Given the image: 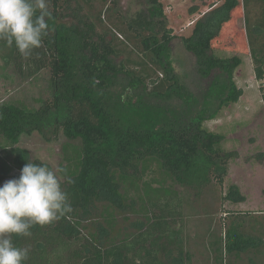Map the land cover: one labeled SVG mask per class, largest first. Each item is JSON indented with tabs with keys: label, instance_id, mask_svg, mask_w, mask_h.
I'll return each mask as SVG.
<instances>
[{
	"label": "trees",
	"instance_id": "16d2710c",
	"mask_svg": "<svg viewBox=\"0 0 264 264\" xmlns=\"http://www.w3.org/2000/svg\"><path fill=\"white\" fill-rule=\"evenodd\" d=\"M148 1L147 13L123 32L140 40V61L119 63L116 39L100 35L88 20L76 26L58 22L63 0H50L48 34L30 57L0 41L6 66L27 69L31 76L49 68L52 89L51 100L37 110L0 105V136L8 145L0 144V185L14 171L18 179L26 163L41 164L17 147L22 135L38 132L57 140L63 133L69 141L60 181L72 211L48 226L34 227L29 237H13L17 247L29 251L26 264H185L192 258L182 241L186 201L175 187L201 196L212 181L225 185L237 153L225 152L222 136L207 130L206 123L244 94L236 82L243 59L220 56L213 43L242 7L255 77L263 81L264 0H216L191 35L181 37L196 58L198 79L207 82L196 91L177 73L171 48L176 37L162 3ZM262 92L264 102V87ZM223 200L243 203L246 196L231 185ZM99 204L107 209L92 219ZM137 207L141 219L131 231L121 229L115 213H136ZM245 229L243 222L231 224L224 246L213 229L222 264L231 263H224L226 256L239 261L251 250L255 257L262 252L264 216L253 218L250 235Z\"/></svg>",
	"mask_w": 264,
	"mask_h": 264
},
{
	"label": "rangeland",
	"instance_id": "374dc122",
	"mask_svg": "<svg viewBox=\"0 0 264 264\" xmlns=\"http://www.w3.org/2000/svg\"><path fill=\"white\" fill-rule=\"evenodd\" d=\"M159 1L164 7L167 26L176 37L171 48L177 73L193 91L205 88L207 82L201 81L196 75V58L185 50L181 37L191 35L195 22L210 10L216 0ZM62 3L63 15L58 18V22L76 26L88 20L96 25L100 35L116 39L119 63L143 59L140 40L128 39L123 32L139 15L147 13L150 7L148 0H63ZM253 12L258 13L259 9H254ZM245 27V12L239 7L233 14V20L225 26L221 36L213 43L220 56L238 55L243 59V64L236 74V82L244 92L239 103L224 110L216 120L206 123L207 130L222 136L225 152L237 153L229 162L225 185L220 187L212 181L201 196H197L194 189L175 187L186 201L183 238L187 240L188 250H192L191 264H203V261L211 256L204 249L205 232L208 228L217 230L218 235L223 237L224 246L225 232L231 224L245 223L248 236L253 218L264 216V80L258 81L255 77ZM51 98L49 68L31 76L27 69L8 67L0 59V105L20 104L29 110H37L43 102ZM67 143L69 141L63 133L59 134L57 140H50L35 132L22 135L17 147L28 150L33 160L49 164L61 178L60 170L64 163V148ZM0 144L8 147L1 136ZM0 155H4L3 150ZM15 174L14 171L0 186L14 179ZM231 185H236L246 196L245 202L232 203L223 200V195ZM98 207L99 210L94 213L92 219H100V213L107 209V204H99ZM137 210L136 213L130 210L116 212L118 226L131 231L142 217L140 207H137ZM260 251L262 252L256 257L252 250L244 253L239 261L230 259L232 256H226L224 263L231 261L230 264H264V246ZM252 258L254 263H251Z\"/></svg>",
	"mask_w": 264,
	"mask_h": 264
},
{
	"label": "clouds",
	"instance_id": "9594fccd",
	"mask_svg": "<svg viewBox=\"0 0 264 264\" xmlns=\"http://www.w3.org/2000/svg\"><path fill=\"white\" fill-rule=\"evenodd\" d=\"M50 0H0V41L28 58L42 46L53 13ZM60 171H64L61 169ZM72 211L57 172L41 162H28L18 179L0 186V264H26L29 251L13 237H29Z\"/></svg>",
	"mask_w": 264,
	"mask_h": 264
},
{
	"label": "crops",
	"instance_id": "0c3cea01",
	"mask_svg": "<svg viewBox=\"0 0 264 264\" xmlns=\"http://www.w3.org/2000/svg\"><path fill=\"white\" fill-rule=\"evenodd\" d=\"M213 228L212 230H210V228H208L205 232V250L211 254L210 258L208 256V258L203 261V264H222V262L220 261V250H218L217 248H214L213 246V242L215 241V239L213 238ZM183 243L186 245V251L188 250V244H187V240L186 238H182ZM190 252V257L192 256V250L189 251ZM232 259H234V257L232 256ZM193 262V259L191 258L190 260H186L185 264H191Z\"/></svg>",
	"mask_w": 264,
	"mask_h": 264
}]
</instances>
